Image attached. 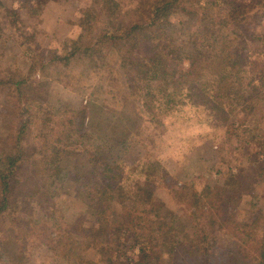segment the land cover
<instances>
[{
    "label": "trees",
    "instance_id": "16d2710c",
    "mask_svg": "<svg viewBox=\"0 0 264 264\" xmlns=\"http://www.w3.org/2000/svg\"><path fill=\"white\" fill-rule=\"evenodd\" d=\"M48 1L44 0L42 5ZM220 1L223 0H159L147 7H137L138 19L115 27L111 21L118 14L120 1L94 0L82 12L81 26L90 36L93 33V37L88 36L84 41L82 34L83 41L72 40L74 49L64 56H55L51 62L59 59L69 64L76 58L88 69L103 68L110 58L116 59L119 76L127 92L143 108L145 120L164 128L168 117H175L180 107L195 103L196 98H205L217 111L227 105L240 129L234 135L248 147L264 131V35L250 37L239 31V23L249 18L245 12L250 6L242 8L230 3L228 8L221 10ZM181 12L195 23L182 46L169 39L172 18ZM243 37L245 39L241 40ZM7 77L0 84L10 83L8 87L12 92L14 89L24 91L26 78H17L14 73ZM111 92V89H104L103 94ZM257 108L261 109L260 113ZM22 109L25 118L18 123L14 135L7 138L8 142L16 143L15 150L3 156L4 159L0 158V229L5 228L0 242L4 245L12 241L13 246L20 244L25 252L38 243L42 250L55 257V261L60 259L65 264H117L120 255L116 253L114 257L112 252L121 244V239L119 235L116 239L112 235L123 230L139 245L140 259L135 264H264V233L262 239L251 243L252 248H247V241L233 234L230 228L226 231L228 234L220 233L227 222H232L231 209L243 201L242 190L253 188L254 177L248 178V173H244L246 169L231 173L223 187L209 184L201 193L191 192L177 182L166 183L168 172L157 159L148 161L146 158L116 173L111 161L102 157L103 148L99 144L72 142L73 129L66 127L59 131L57 121L43 106L37 107L38 114L28 105ZM32 125L37 131L27 142L25 132ZM65 131H69L68 135ZM61 132L67 136H61ZM249 137L251 141L247 140ZM33 153L42 156L36 155L29 162L26 156ZM80 157L87 158L94 167L103 163L100 175H96L99 181L96 180L90 196L96 206L94 213L97 212L98 218L106 224L103 229L89 228L95 231L93 244L103 240L107 243L106 253L99 262L78 254V239L71 240L69 234L77 237L78 231L83 229L71 233L70 223L65 219L32 224L30 216L18 215L16 222H12L15 207H22L29 198L58 192L53 187L54 182L64 177L65 183H76L79 176L74 174L73 168ZM30 163L38 165L33 169L34 175L26 171L31 172ZM54 163H58L56 168H53ZM64 171L69 176H65ZM26 187L33 191L20 200ZM157 188L168 191L179 213L156 196ZM109 210L111 217L110 213L105 214ZM119 212L121 219L116 216ZM235 227H239L236 222ZM248 227H251L248 223L240 226L242 229ZM99 229L104 239H97L102 237V234L96 236L101 232ZM10 234L16 242L3 237ZM223 236L227 244L222 249ZM4 245L0 246V261L6 252ZM256 246L259 255L255 254L254 258L259 256L258 262L252 258ZM242 251L249 253L247 257H242ZM15 253L13 257L9 255L8 261L15 256L23 257L21 251Z\"/></svg>",
    "mask_w": 264,
    "mask_h": 264
},
{
    "label": "rangeland",
    "instance_id": "374dc122",
    "mask_svg": "<svg viewBox=\"0 0 264 264\" xmlns=\"http://www.w3.org/2000/svg\"><path fill=\"white\" fill-rule=\"evenodd\" d=\"M43 1L0 0V81L8 79L7 75L11 73L27 80L24 91L14 89L12 92L8 87L10 83L0 84V158L4 159L3 156L14 152L16 143L8 142L7 138L10 134L14 135L18 123L25 118L22 107L28 105L34 107L37 114V107L43 106L44 111L57 121L59 131H62L61 128H72V142L99 144L103 148L101 156L111 161L116 173L121 169L128 170L146 158L148 161L157 159L168 172L166 183L171 185L177 182L178 185L187 186L191 192L201 193L209 184L212 187H223L231 173H239L244 168L248 178L254 177L253 188L242 190L243 201L231 209L232 222H227L220 233L224 235L230 228L233 234L237 233V237L247 241V248H252L251 243L262 239L264 233V168H260L264 167V131L260 132L259 138H254L250 146L242 145L234 135L240 129L229 107L226 105L217 111L212 109L205 98H196L195 103L180 107L175 117L166 119L165 128L148 123L141 105L127 92L119 76L116 59L114 61L110 58L103 68L93 66L88 69L84 67L83 61L76 58L71 59L69 64L59 59L51 62L55 56H64L74 49L75 43L72 40H82V34L85 36L84 41L88 39L89 33L81 29L84 20L82 12L94 0H49L42 5ZM119 1L118 14L110 20L115 27H122L138 19L137 7H147L159 0ZM230 3L242 8L250 6L245 12L249 16L248 20L239 23L242 34L250 37L264 35V0H223L220 1L221 10L228 8ZM98 7H101V3ZM211 10L206 12L210 13ZM172 21L169 39L182 46L195 26L194 20L181 12L174 14ZM90 37H93V33ZM95 69L97 72H94ZM104 89H111L112 92L109 95L103 94ZM256 111L260 113L261 109L257 108ZM33 129L32 125L25 132L24 140L27 142L37 131ZM68 132L65 131L66 134ZM65 133L60 134L65 137L68 135ZM117 140L123 144L120 145ZM247 140L251 141V137ZM22 143L25 145L24 141ZM36 155L42 156L33 153L26 156V159L30 162ZM51 155L55 156L54 153ZM57 164L54 163L53 168ZM102 164L97 163L94 167V163L80 157L73 168L74 174L79 176L76 183H65L64 177L54 182L53 187L58 192L29 198L22 207H15L12 222H16L18 215L30 216L32 224L49 219H65L70 223L71 233L83 229L78 231L77 237L74 236L76 234H69L71 240L78 239V254L99 262L106 253L107 243L103 240L102 243L93 244L95 231L90 229H103L106 224L101 222L97 212L94 213L96 206L92 204L90 196L94 193L96 180L99 181L96 175H100ZM37 166L33 163L31 172L27 167L26 171L34 175L36 172L33 169ZM31 187L24 189V194L19 196L20 200L31 194ZM156 196L163 199L168 207L180 212L165 188H157ZM105 214L111 217L112 211ZM116 216L117 219L122 217L120 212ZM235 222L239 227H235ZM243 223L251 227L240 228ZM0 230L2 238L5 228ZM101 234L102 237L97 239H104L102 231L96 233V236ZM117 235L121 244L114 249L115 252L113 250L112 256L115 257L116 253L120 255L117 264H135L140 259L139 245L123 230L112 237L116 239ZM247 236L254 238L249 240ZM3 237L15 241L12 234ZM220 243L223 249L227 238L223 236ZM4 246L6 252H3L0 264H65L60 259L55 261V257L42 250L38 243H34L25 252L20 244L13 246L12 241ZM257 246L255 252H252V258L255 254L259 255ZM15 249L21 251L23 257L15 256V259L8 261L9 255L13 257L16 254ZM247 254L242 251V257H247ZM254 260L258 262L260 257Z\"/></svg>",
    "mask_w": 264,
    "mask_h": 264
}]
</instances>
